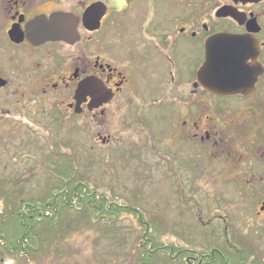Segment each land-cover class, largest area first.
I'll use <instances>...</instances> for the list:
<instances>
[{
  "label": "flooded vegetation",
  "instance_id": "1",
  "mask_svg": "<svg viewBox=\"0 0 264 264\" xmlns=\"http://www.w3.org/2000/svg\"><path fill=\"white\" fill-rule=\"evenodd\" d=\"M57 15L70 19L74 36L39 40ZM217 35L248 37L228 71L241 80L236 92L200 81ZM128 107L181 203L195 201L201 226L225 225V250L238 247L228 233L236 211L264 229V0H0V179L66 180L72 133L95 125L106 147L115 137L102 132ZM188 179H226L225 202L203 205Z\"/></svg>",
  "mask_w": 264,
  "mask_h": 264
},
{
  "label": "rangeland",
  "instance_id": "2",
  "mask_svg": "<svg viewBox=\"0 0 264 264\" xmlns=\"http://www.w3.org/2000/svg\"><path fill=\"white\" fill-rule=\"evenodd\" d=\"M130 108L116 117L110 132H102V136L110 133L115 137L106 147L97 139L95 125L88 126L85 136L76 131L72 133V174L66 180L55 177L0 179V226L9 223L10 216L17 213L23 203L39 206L36 202L56 191L62 183L77 179L107 193L115 202L135 206L148 221L151 219L166 226L164 235L168 233L169 243L179 239L183 245L198 251L210 247L225 248V225L214 224V221V225L203 227L197 222L195 201L181 203L182 197L175 191L173 182L164 176L156 157L158 154L150 155L146 129L132 124L133 108ZM157 127L152 134L155 137L157 134L160 141ZM159 141L153 144L154 152L160 148ZM184 182L189 190L200 193L203 205L209 201L215 204V200L225 202L221 193L230 190L225 187L226 179H213L210 184L206 179ZM184 195L194 198L196 193L186 191ZM216 214L219 212L205 219L211 221ZM234 218L237 221L228 230L233 245L247 248L254 257L264 258V229L249 227L240 212L236 211ZM121 219L110 226L104 222L93 223L90 211L69 209L49 223L54 228L52 233L50 227L37 229L36 233L43 241L40 253L30 259L18 258V255L11 258L3 256L4 251L0 249V264H138L141 257L139 227L132 216ZM155 259L154 264H170L163 255Z\"/></svg>",
  "mask_w": 264,
  "mask_h": 264
},
{
  "label": "trees",
  "instance_id": "3",
  "mask_svg": "<svg viewBox=\"0 0 264 264\" xmlns=\"http://www.w3.org/2000/svg\"><path fill=\"white\" fill-rule=\"evenodd\" d=\"M38 209L25 204L26 207L10 216V222L0 226V249L3 256L11 258L30 259L42 251L43 241L38 236L37 229H49V223L60 218L67 210L90 211L93 223L104 222L114 225L123 216L134 217L139 227V249L141 257L138 264H154L155 258L163 255L170 264L187 261L193 264H264L251 259L250 251L246 248L234 247L228 251L225 248L210 247L196 250L195 247H177L174 243H164L165 230L161 224L145 218L142 211L131 204L115 202L107 193L100 192L88 182L73 180L62 183L56 191H52L46 198L36 202ZM47 226V227H45ZM51 233L54 228H51ZM38 236V238H37ZM40 238V239H39ZM248 254V255H247Z\"/></svg>",
  "mask_w": 264,
  "mask_h": 264
},
{
  "label": "water",
  "instance_id": "4",
  "mask_svg": "<svg viewBox=\"0 0 264 264\" xmlns=\"http://www.w3.org/2000/svg\"><path fill=\"white\" fill-rule=\"evenodd\" d=\"M70 19L65 16H56L51 22L50 28L39 35L38 38L41 41L49 39H61L69 40L74 35L71 33ZM249 43L248 37H237L232 35H217L213 37L205 47L207 50V61L205 66L202 68L200 74V81L206 88L213 92L220 94H227L229 92H236L239 87H241L240 78H235L231 76L228 71L233 70L236 67V64H239V59L241 58L242 50L244 45ZM228 53L238 56V59L234 58L232 60L228 58ZM211 71L212 80L205 82L203 77L206 72ZM86 85L81 86L78 94L84 92Z\"/></svg>",
  "mask_w": 264,
  "mask_h": 264
}]
</instances>
